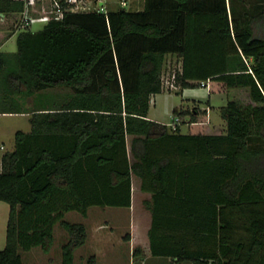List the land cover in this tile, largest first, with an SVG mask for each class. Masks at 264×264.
Wrapping results in <instances>:
<instances>
[{
	"label": "trees",
	"instance_id": "1",
	"mask_svg": "<svg viewBox=\"0 0 264 264\" xmlns=\"http://www.w3.org/2000/svg\"><path fill=\"white\" fill-rule=\"evenodd\" d=\"M54 1L0 0V13L49 18L21 30L14 54L0 52V113L25 109L32 124L2 159L10 215L0 264H26L20 249L50 252L58 224L69 234L61 264H75L88 228L66 214L130 208L133 174L152 194V256L264 264V0H144L140 11L106 12L64 0L58 12ZM168 54L182 60L177 85L220 81L233 95L224 128L182 133L148 118Z\"/></svg>",
	"mask_w": 264,
	"mask_h": 264
},
{
	"label": "rangeland",
	"instance_id": "2",
	"mask_svg": "<svg viewBox=\"0 0 264 264\" xmlns=\"http://www.w3.org/2000/svg\"><path fill=\"white\" fill-rule=\"evenodd\" d=\"M87 5H84L80 10H89L95 8V3L92 1H87ZM132 1V0H131ZM246 4H250L253 0H246ZM107 3L114 8H120V0H107ZM127 10H136L135 2H131L128 6L125 7ZM47 18L46 16H43ZM46 19H33V23L31 29L33 31H38L45 26ZM174 65L167 67L166 70L163 71V79L164 86L165 82L173 79V69ZM194 92L199 95V99L196 102V105L201 108H207L209 96L206 95V90L202 89L204 87L200 86H190ZM200 89V90H199ZM219 89V87H218ZM221 89L224 92H218L216 87H213L212 98L210 99V103L213 106V114L217 115L220 120L221 116L219 113V108L222 105H226L230 99H233V95L229 92H225V89L222 85ZM63 91V90H62ZM61 91V92H62ZM157 105H153L151 109L150 115L152 117H156L160 121L165 124H170L173 122V113L170 112L169 104L174 100L177 104H183L185 106L189 105L192 107L195 101L189 100L186 97L182 96V94L163 92L161 95L157 97ZM190 107V108H191ZM192 109H188L190 114L192 113ZM190 116H181L182 121L178 124L181 126V130L184 133L189 132V125L192 123ZM22 120V121H21ZM14 122L19 123L22 129L29 130L30 123H26L24 125L25 120L18 117H9V116H1L0 115V132L5 131L3 135H0V145L3 143L5 146V150L0 149V157L2 153H9L12 151L14 147V136H10L9 129L11 128L10 124H14ZM11 124V125H12ZM224 128L225 126L221 124L213 125V128L217 127ZM25 127V128H24ZM200 130H203L202 128ZM206 130V129H204ZM194 131V129L192 130ZM1 172V165H0ZM136 190V189H135ZM147 198V195L140 194L134 196V206L131 208L125 207H113V206H92L90 207L88 214L86 216L82 215L79 212L71 211L66 215V219L73 222H80L86 225L88 228V232L92 233L97 227L98 230L102 229V237H99V240L96 241L91 237L87 242L79 247L75 251V264H88L91 256H95L96 263L95 264H169L167 258L164 257H155V256H146L147 254L143 252V237L145 236L146 225L148 226L149 217L144 213V200ZM10 215V205L5 201H0V250L4 249L7 242V227ZM139 220L138 226L136 228V236L139 238L138 242L141 243L142 246H137L141 248L140 253H136V248L132 245V223L134 218ZM140 223V224H139ZM55 242L51 248V251L46 253L41 247H34L31 250H23L20 249V254L24 263L26 264H61L62 263V244L67 241L69 234L68 232L62 228L59 224L55 226ZM102 238V239H101ZM146 246V245H145ZM148 249V248H147ZM98 254V256H97ZM192 264V263H186Z\"/></svg>",
	"mask_w": 264,
	"mask_h": 264
},
{
	"label": "crops",
	"instance_id": "3",
	"mask_svg": "<svg viewBox=\"0 0 264 264\" xmlns=\"http://www.w3.org/2000/svg\"><path fill=\"white\" fill-rule=\"evenodd\" d=\"M34 1L35 0H25L27 5L32 3V2H34ZM87 1L96 2L97 0H87ZM104 1H105V5L107 6L108 10H116V9H118V8L111 7V5H109V3H107V0H104ZM132 1L135 2L136 10H134V11H140V10H142L144 8V0H132ZM132 1L129 0V4ZM20 14L21 13H19V14L16 13V14H11L10 15V14H5V13H0V52H2V53L11 55V54H14L17 51V37H18V34L21 32V30L16 29V26H15V29H14V25H15L16 17L18 15H20ZM33 19H46V23H45V25H46L49 18L40 17V18H33ZM7 32H11V33L9 35H5ZM171 64H173L175 66L174 69H173L174 71H173L172 75L176 76V73L178 71H181L182 60L177 55L168 54V55H166V61H165V65H164V70H166L167 67L171 66ZM172 80L173 79L166 81L165 82V86H164V81H163V91L161 93H158V94H155V95L152 96L151 106H150V110H149V113H148V118L149 119L154 120V121H158L160 123L165 124L164 122L160 121L156 117H152L150 115L153 105H157V101H158L157 97L159 95H161L163 92H169V94H172V93L180 94L181 93L182 96L186 97L187 99H189V100L192 99V100L195 101L194 105H192L193 109L189 105L185 106L183 104H177L173 100L169 104V106H170V108H169L170 110L169 111L172 112V113L174 112V110H178V111H181V112L182 111L183 112H187V114L183 115V116L187 117V116L191 115L190 119H192V114H190L188 109L194 110L195 108H197L199 110V112H200L198 115H196L197 117H196L195 121H192V123H190V125H189L190 129H189L188 133L192 132L193 129L195 131L211 132V130L213 128V125H216V124H221V125L225 126V122H224L223 118H221V120H220V118L217 115L213 114V111H214L213 110V106L210 103V99L212 98V94H213V92H215L213 90L214 86L216 87V90L218 92H224L221 89V87L223 85L222 82L210 80V88L211 89H208L206 87L202 88V89L206 90L205 91L206 95L209 96V100H208V102H209L208 105L209 106L207 108H201L200 106L196 105V102L199 99L198 98L199 95L196 92H194V90L192 88H189L190 86L189 87H182L180 85H177V83H176L177 87L176 88H172V87H170V85L172 83ZM190 83L194 84V85H191V86H196V85L200 86V81H198V80H191ZM218 87H219V89H218ZM19 102H20V105H21L22 108H28L30 106V100L28 98L27 99H23L22 97H20L19 98ZM223 106H225V105H222L219 108V113H220L221 117H222L221 108ZM0 115L1 116H9V117H18L20 119L23 118L25 120V123H24L25 126H26L27 122L30 123V129L29 130H25V131H24V129H22L23 127H21V125L19 124L21 122H19V123L14 122V124L11 123L12 125L10 124L11 128L9 129V133H10V136L11 135L14 136V147L12 149V151H13L14 148H15V134H16V132L19 131V130H22L24 132H30L32 130V124L30 122L31 113L27 112V110H25V109H22L21 112H6V113H0ZM201 128L203 130H200ZM204 129H206V130H204ZM4 133H5V131H1L0 135H3ZM182 133H184V132H182ZM131 139H132V136H128L129 143H130ZM0 149L1 150H5V146L3 145V143H1ZM5 154L6 153H2L1 157H0L1 170H2V159H3V156ZM136 194L137 195L145 194V195H147L146 199H150L152 197L151 193L142 191V189H141V178L139 176L133 174V176H132V206H134L133 205L134 204V196ZM143 204H144V202H143ZM143 209H144V213L146 215H148V217H149V221L147 223L148 226L146 225L145 236L142 238L143 241H144V244H142L143 245L142 246L141 243L138 242L139 238L136 236L137 235L136 234V228L138 226L137 222L139 220L136 221V219L134 217H133L134 219H133V223H132V227H133L132 230L133 231H132V239H131L132 242L131 243H132L134 248L139 246V245L142 246L143 247L142 248L143 252L145 254H147L148 251H149V254L145 255V257L146 256L151 257L152 254H151V249H150L149 229L151 228V225H152V214H151L150 210L145 208V206H144ZM102 236H103L102 229L98 230L97 227L95 228V230L92 233L88 232V240L91 237L92 239L98 241L99 237H102ZM137 248H139V247H137ZM97 256H98V254H97ZM168 261H170V259H168Z\"/></svg>",
	"mask_w": 264,
	"mask_h": 264
},
{
	"label": "built area",
	"instance_id": "4",
	"mask_svg": "<svg viewBox=\"0 0 264 264\" xmlns=\"http://www.w3.org/2000/svg\"><path fill=\"white\" fill-rule=\"evenodd\" d=\"M71 10H80V8H83L84 5H87V2L85 0H64ZM95 3V8L93 10H97L99 12H106L107 6L105 5L104 0H97ZM120 4L122 7H126L129 4V0H120ZM54 8L59 12L61 9V2L60 0H55L53 4ZM92 10V9H89ZM33 18L30 17L26 12L21 14L19 21L16 24V27L18 30H25L32 26ZM200 85L202 87H206L208 89L210 88V80L201 81ZM172 88H176V76H173L172 83L170 85ZM182 121L181 116L173 115V122L168 124L170 127L175 128L180 122Z\"/></svg>",
	"mask_w": 264,
	"mask_h": 264
}]
</instances>
